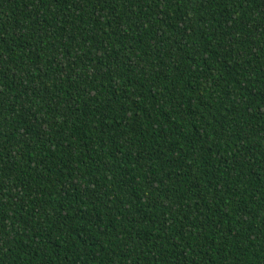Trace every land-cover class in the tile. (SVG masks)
Wrapping results in <instances>:
<instances>
[{"label": "trees", "instance_id": "trees-1", "mask_svg": "<svg viewBox=\"0 0 264 264\" xmlns=\"http://www.w3.org/2000/svg\"><path fill=\"white\" fill-rule=\"evenodd\" d=\"M0 264H264V0H0Z\"/></svg>", "mask_w": 264, "mask_h": 264}]
</instances>
